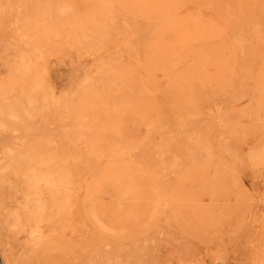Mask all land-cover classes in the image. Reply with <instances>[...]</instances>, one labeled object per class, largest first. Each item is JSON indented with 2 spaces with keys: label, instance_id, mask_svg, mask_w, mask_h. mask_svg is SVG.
Segmentation results:
<instances>
[{
  "label": "rangeland",
  "instance_id": "rangeland-1",
  "mask_svg": "<svg viewBox=\"0 0 264 264\" xmlns=\"http://www.w3.org/2000/svg\"><path fill=\"white\" fill-rule=\"evenodd\" d=\"M205 1L0 0V264H264V0Z\"/></svg>",
  "mask_w": 264,
  "mask_h": 264
},
{
  "label": "bare ground",
  "instance_id": "bare-ground-1",
  "mask_svg": "<svg viewBox=\"0 0 264 264\" xmlns=\"http://www.w3.org/2000/svg\"><path fill=\"white\" fill-rule=\"evenodd\" d=\"M149 1H150V0H149ZM155 1H156V0H155ZM231 1H232V0H230V2H231ZM145 2H146V1H145ZM206 2H207V3H206ZM210 2H211V1H210ZM210 2L208 3V1L206 0V1H205V4H207V5H208V4H211L212 2H211V3H210ZM238 2H239V1H238ZM190 4H191V3H190ZM229 4H230V3H229ZM233 4H234V2H233ZM241 4H243V3H241ZM168 5H169V4H168ZM188 5H189V4H188ZM216 5H217V4H216ZM233 6H234V5H233ZM257 6H258V5H257ZM173 7H174V6H173ZM193 7H194V6H193ZM210 7H211V6H210ZM231 7H232V6H231ZM234 7H235V6H234ZM239 7H240V6H239V3H238V9H239ZM66 8H67V7H66ZM139 8H140V7H139ZM179 8H180V7H179ZM216 8H217V7H216ZM212 9H214V6L212 7ZM241 9H242V8H241ZM156 10H157V9H156ZM196 11H197V10H196ZM118 12H120L119 9H118ZM214 12H215V11H214ZM216 12H217V10H216ZM240 12H241V11H240ZM155 13H156V12H155ZM157 13H158V12H157ZM159 13H160V12H159ZM184 13H186V12H184ZM196 13H197V12H196ZM244 13H245V12H244ZM195 16H196V14H195ZM216 16H217V15H216ZM131 17H132V16H131ZM184 18H185V17H184ZM133 19H136V18H133ZM205 19H206V18H205ZM131 20H132V18H131ZM161 20L163 21V19H161ZM181 20H182V19H181ZM236 20H237V19H236ZM167 21H169V20H167ZM211 21H212V20H211ZM223 21H224V20H223ZM185 22H186V21H185ZM39 23H40V22H39ZM144 23H145V22H144ZM155 23H157V22L155 21ZM222 23H223V22H221V24H222ZM157 24H158V23H157ZM157 24H155V25H157ZM224 24L227 25V23H225V22L223 23V25H224ZM133 25H135V24H133ZM155 25L153 24V26H155ZM162 25H164V24L162 23ZM206 25H207V23H206ZM135 26H136V25H135ZM221 26H222V25H221ZM166 27H167V25H166ZM169 27H170V26H169ZM224 27H226V26H224ZM118 28H119V27H118ZM152 28H153V27H152ZM160 28H161V27H160ZM175 28H176V27H175ZM46 29H47V28H46ZM119 29H120V28H119ZM135 29H137V28H135ZM162 29H163V28H162ZM168 30H169V29H168ZM15 31H16V30H15ZM149 31H150V30H149ZM164 31H165V30H164ZM164 31H163V32H164ZM207 32H208V31H207ZM46 33H47V32H46ZM151 33H152V29H151ZM120 34H121V33H120ZM147 34H148V33H146V35H147ZM159 34H160V33H159ZM161 34H162V33H161ZM176 34L178 35V33H176ZM48 35H49V34H48ZM123 35H125V34H122V36H123ZM151 35H152V34H151ZM43 36H44V35H43ZM135 36H136V35H135ZM147 36H148V35H147ZM149 36H150V34H149ZM153 36H154V35H153ZM190 36H191V35H190ZM201 36H202V35H201ZM154 37H155V36H154ZM44 38H45V37H44ZM47 38H49V37H47ZM135 38H137V36H136ZM178 38H179V37H178ZM64 39H66V36H64ZM71 39H72V38H70V40H71ZM100 39H104V38H101V37H100ZM47 40H48V39H47ZM135 40H136V39H135ZM145 40H146V39H145ZM184 40H185V39H184ZM71 41H72V40H71ZM76 42H77V41H76ZM103 42H104V40H103ZM110 42H111V41H110ZM141 42H142V41H141ZM99 43H101V42H99ZM16 44H17V43H16ZM65 44H66V43H65ZM174 44H175V43H174ZM101 45H103V44H101ZM135 45L138 46L137 43H136ZM140 45H141V44H140ZM140 45H139V46H140ZM176 45H177V44H176ZM189 45H190V44H189ZM233 45H234V44H233ZM8 46H9V44H8ZM129 46H130V45H129ZM139 46H138V48H137V51H141V53H142V50L139 49ZM212 46H213V45H212ZM217 46H219V45H217ZM9 47H10V46H9ZM12 47H13V46H11V48H12ZM127 47H128V46H127ZM133 48H134V47H133ZM133 48H132V50H133ZM148 48H149V47H148ZM202 48H203V47H202ZM135 49H136V47H135ZM217 49H218V48H217ZM59 50H60V48H59ZM77 50H78V48H77ZM132 50H131V51H132ZM157 50H158V48H157ZM203 50H205V49L203 48ZM236 50H237V49H236ZM237 51H238V50H237ZM57 52H58V51H57ZM77 52H79V51H77ZM206 52H207V51H206ZM79 53H82V52H79ZM88 53H89V52H88ZM37 54H38V53H37ZM83 54H84V53H83ZM90 54H91V53H89L88 55H90ZM175 54H176V53H175ZM38 55H39V54H38ZM76 55H77V54H76ZM76 55H75V56H76ZM237 55H238V54H237ZM148 56H149V55H148ZM205 56H206V55H205ZM103 57H104V56H103ZM206 57H207V56H206ZM100 58H101V57H100ZM117 58H118V57H117ZM129 58H132V57H129ZM166 58H167V57H166ZM198 58H200V56H198ZM33 59H34V58H33ZM35 59H36V58H35ZM39 59H40V58H39ZM76 59H78V58H76ZM201 59H202V58H201ZM204 59H205V58H204ZM78 60H80V59H78ZM88 60H89V59H88ZM199 61H200V60H199ZM235 61H236V60H235ZM160 62H161V61H160ZM200 62H201V61H200ZM205 62H206V61H205ZM220 62H221V61H220ZM113 63H114V62H112L111 64L114 65ZM115 64H117V63H115ZM136 64H137V63H136ZM143 64H145V63H143ZM155 64H156V63H155ZM158 64H159V63H158ZM190 64H191V62H190ZM235 64H236V63H235ZM81 65H82V64H81ZM140 65H141V64H140ZM147 65H148V64H147ZM183 66H184V65H183ZM186 66H188V65H186ZM138 67H139V66H138ZM159 67H160V66H159ZM163 67H164V66H163ZM215 67H218V66L216 65ZM201 68H203V67H201ZM218 68H219V67H218ZM160 69H161V68H160ZM193 69H194V67H193ZM193 69H192V70H193ZM155 70H156V69H155ZM193 72H194V71H193ZM229 72H230V71H229ZM237 72H238V70H237ZM143 73H144V72H143ZM185 73H186V72H185ZM221 73H222V72H221ZM194 74H196V73H194ZM196 75H197V74H196ZM214 75H215V74H214ZM237 75H238V74H237ZM220 76H221V75H220ZM238 77H239V76H238ZM175 78H176V77H175ZM145 79H146V78H145ZM170 79H172V78H170ZM194 79H195V77H194ZM236 79H237V78H236ZM10 80H11V79H9V81H10ZM13 80H14V79H13ZM13 80H12V81H13ZM143 80H144V78H143ZM176 80H177V79H176ZM234 81H235V80H234ZM10 82H11V81H10ZM34 82H35V81H34ZM145 82H146V81H145ZM180 82H181V81H180ZM186 83H188V82H186ZM235 83H236V82H235ZM200 84H201V83H199V85H200ZM237 85H238V84H237ZM16 86H17V85H16ZM200 87H202V84L200 85ZM235 87H236V86H235ZM202 88H203V87H202ZM209 88H210V87H209ZM186 89L188 90V88H186ZM210 90H211V89H210ZM187 92H188V91H187ZM184 93H185V92H184ZM144 97H145V96H144ZM152 97H153V95H152ZM229 97H230V96H229ZM229 97H228V98H229ZM228 98H227V100H228ZM148 99H149V98H148ZM134 100H135V99H134ZM225 100H226V99H225ZM138 101H139V100H138ZM138 101H137V102H138ZM254 101H255V100H254ZM137 102H136V103H137ZM148 102H149V101H148ZM89 103H90V102H89ZM145 103H146V102H145ZM225 103H226V102H225ZM94 104H95V103H94ZM136 105H137V104H136ZM164 109H165V108H164ZM164 109H163V110H164ZM220 109H221V108H220ZM168 110H169V109H168ZM168 110H167V111H168ZM171 110H172V109H171ZM139 111H140V110H139ZM174 111H175V110H174ZM162 112H163V111H162ZM165 112H166V111L163 112L164 115H163L161 118H164V117L166 116V115H165V114H166ZM227 114H228V113H227ZM229 114H230V113H229ZM233 114H234V113H233ZM221 115H222V114H220V116H221ZM223 116L225 117L226 115L224 114ZM224 117H222V118H224ZM47 118H49V117H47ZM8 125H9V124H8ZM33 126H34V125H32L31 127H33ZM33 128H34V127H33ZM74 129H75V128H74ZM6 133H7V132H6ZM8 133H10V132H8ZM8 136H10V135H8ZM25 136H26V135H25ZM4 138H5V137H4ZM0 139H1V138H0ZM2 140H3V139H1V141H2ZM1 141H0V142H1ZM10 141H11V140H10ZM10 141L8 142V140H7L6 142H8V144H10V143H11ZM2 143H3V142H2ZM0 145L2 146V144H0ZM3 146H4V145H3ZM3 152H4V151H3ZM6 156H7V155H6ZM127 176H128V175H127ZM116 181H117V179H116ZM188 249H189V248H188ZM184 250H185V249H184ZM184 250H183V251H184ZM191 252H192V251H191ZM8 257H9V256H8ZM30 257H31V256H30ZM6 260H7V259H6ZM9 262H10V261H9ZM9 262H8V263H9ZM6 263H7V262H6ZM37 263H38V262H37Z\"/></svg>",
  "mask_w": 264,
  "mask_h": 264
}]
</instances>
